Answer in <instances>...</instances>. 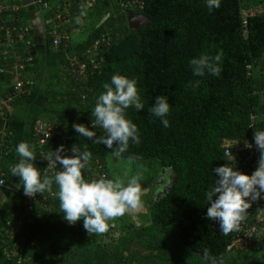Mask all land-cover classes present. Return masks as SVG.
Instances as JSON below:
<instances>
[{
  "label": "trees",
  "instance_id": "trees-1",
  "mask_svg": "<svg viewBox=\"0 0 264 264\" xmlns=\"http://www.w3.org/2000/svg\"><path fill=\"white\" fill-rule=\"evenodd\" d=\"M47 1L51 6L48 17L72 7L74 29L93 21L91 34L97 33V46L80 51L47 79L48 105L34 120L50 122L58 128V135L41 146L33 132L31 145L40 167L44 168L45 157L52 150L63 145V155H71L75 145L92 154L85 178L104 174L115 179L107 161L111 151L80 136L72 125L84 124L96 136L103 134L98 126L91 128L95 123L91 110L102 85L120 73L136 79L144 104L138 112L131 107L126 110L127 118L137 125L141 142H130L122 158L157 162L160 169L175 176V184L163 197L149 200V224L133 228L122 221L118 227L110 220L105 232L95 234L85 231L82 219L72 225L62 219L57 190L37 193L38 202L29 212L24 194H16L0 218V264H18L13 255L3 259L13 241L23 248L20 264H199L206 262L202 256L205 248L212 256H222L227 264L237 252L227 250L234 232H215L212 220L205 217L208 205L204 194L215 180L214 168L227 163L240 169L236 164L246 155L245 143L253 138L252 117L256 116L259 126L264 119V95L258 86L264 75L260 72L264 67V0L252 7L255 0H220V7L211 11L205 0ZM0 6V67L4 69L0 83L8 87L5 96L14 92L11 83L19 76L31 79L26 86L29 93L14 97L11 104L16 106L31 93L36 80L32 75L39 70L41 57L36 47L26 43L31 30L19 0H0ZM129 12L147 16L150 23L130 29ZM52 39L48 38L50 50ZM62 50L60 44L57 51ZM201 53L221 56L218 77L192 76L188 60ZM15 63L24 65L21 74L13 70ZM197 80L195 88L189 85ZM158 95L168 96L167 128L160 118L148 113ZM227 148L232 155L225 154ZM12 157L9 134H0V173ZM156 169L151 179L157 176ZM254 202L247 211L254 210ZM16 212L24 215V221L20 234L11 240L4 228L16 218ZM242 252H258L254 264H263L264 251Z\"/></svg>",
  "mask_w": 264,
  "mask_h": 264
},
{
  "label": "clouds",
  "instance_id": "clouds-1",
  "mask_svg": "<svg viewBox=\"0 0 264 264\" xmlns=\"http://www.w3.org/2000/svg\"><path fill=\"white\" fill-rule=\"evenodd\" d=\"M205 5L211 11L220 7V0H205ZM220 65L219 54L201 53L188 60L193 77H203L206 74L218 77L222 71ZM198 84V80L189 82L193 88ZM102 88L103 91L95 97L91 110V116L95 118L91 128L98 126L103 134L96 136L94 131L80 123H74L72 128L93 143L104 145L111 151L112 157L119 160L128 150L130 142L133 145L141 142L137 125L127 118L126 110L131 107L138 112L144 109V104L138 94L135 78L115 73ZM169 111L168 96L158 95L148 113L151 117L160 118L162 126L167 128L169 120L165 117ZM253 142L260 153L256 169L248 175L227 163L218 166L212 170L215 177L213 185L204 194L208 205L205 217L217 221L220 232L224 234L237 228L242 213L248 209L251 201L264 198V129H255ZM244 146L251 148L253 145L245 143ZM15 151L19 160L11 167L10 173L18 178V188H22L23 194L28 197H34L37 193L52 194L54 183L58 189L55 196L63 213L62 219L69 225L82 219L83 228L88 234L105 232L109 227L108 221L137 211L142 206L139 175H133L126 183L104 174H99L96 178H85L83 173L87 172L92 155L86 148L80 150L74 145L70 149L71 155H63V145L52 150L45 157L48 162L46 168L52 170L51 176L43 177L34 166L35 155L31 144L19 142ZM202 256L207 264H224L222 256L210 255L207 248L203 249Z\"/></svg>",
  "mask_w": 264,
  "mask_h": 264
},
{
  "label": "crops",
  "instance_id": "crops-1",
  "mask_svg": "<svg viewBox=\"0 0 264 264\" xmlns=\"http://www.w3.org/2000/svg\"><path fill=\"white\" fill-rule=\"evenodd\" d=\"M19 2L25 8V23L28 25L29 30H31L26 43L32 44L36 47V50L40 53L41 64L35 75H32L36 80L34 86L31 88L32 90L30 89L31 93L28 94L27 98H21L24 100L16 106L11 104L16 101L14 98L13 100H9V96H5L8 88L7 85L3 82L2 84L0 83V134H9L11 139V149L13 151V157L7 159L6 165L1 167V169L4 170H2L3 177L4 174H7V178H4L5 184L0 187V218L11 204L14 196L19 193L23 194L22 188H18L20 187L18 178L11 175L10 169L19 160L18 154L15 151L16 145L19 142H28L29 144H32L34 119L44 107L48 105L46 100L47 79L54 69L62 65L64 62L74 59L80 51L89 49L90 46L95 50L97 46V33L91 34L93 21L89 20L81 25L78 24V28L74 29L76 19H73V17L69 16L68 18L70 20L66 23L57 20V14L59 11L57 10L58 6L56 7L57 11L53 12L54 15L51 13L49 14V17L47 16V11L50 10L51 7L47 0V7H44L39 0H19ZM64 3H66V0H64ZM62 11L63 13L67 11V15H72L73 12L72 7L70 6ZM108 17L109 14L103 18L102 22ZM72 34H79L80 39L82 38L79 41L77 48L72 44V37L70 38ZM49 37H67V39L62 42V52L57 51L59 47H52V50H50L48 45ZM261 79L262 80L258 82V86H260V91L264 95V75ZM13 83L14 82H12L11 85ZM26 91L28 92L29 89ZM263 126L264 123L261 122L260 129H263ZM33 163L43 177L45 174L40 167L36 156ZM159 188H161V186ZM52 190H58L54 183ZM258 258V252H236L232 254L227 264H239L241 262H245V264H254L255 260Z\"/></svg>",
  "mask_w": 264,
  "mask_h": 264
},
{
  "label": "built area",
  "instance_id": "built-area-1",
  "mask_svg": "<svg viewBox=\"0 0 264 264\" xmlns=\"http://www.w3.org/2000/svg\"><path fill=\"white\" fill-rule=\"evenodd\" d=\"M39 2L44 6L47 7L48 3H46V0H39ZM2 6H0L1 8ZM67 11L65 13L58 12L57 14V20L60 22H69V16L67 15ZM26 31L28 28L25 29ZM245 34H247V31H245ZM65 35V34H64ZM22 37V36H21ZM67 39V37H54L53 38V47L57 48L60 44H62L63 40ZM28 61H32V58H28ZM84 66V65H83ZM250 68V67H249ZM24 69L23 64L15 63L13 66L14 71H19L20 74L22 70ZM4 69L0 67V73H3ZM263 73H264V67H263ZM31 84V79H24L22 77H18L13 84L14 92L9 95L8 99L13 100L14 97L24 93L26 91V86ZM264 117V115H263ZM253 122L250 125V128L252 130V135L254 134L255 129H260L259 123L257 122L256 116H253ZM264 123V119L261 121ZM58 128L51 124L50 122L38 118L36 119L33 127V132L38 138L39 144L41 146L46 145L48 140H50L53 137H56L58 134L57 132ZM253 137V136H252ZM249 144H252L253 146L251 148H245V156H241V160L236 164L240 169L239 171L250 175L257 167V163L259 160V151L257 150L253 138L252 141L249 142ZM226 155H232V151L230 148H227L225 151ZM47 161L45 163V166L43 168V172L45 175L51 176V169L46 168L47 167ZM57 170H59V165H57ZM5 184V179L3 177V173H0V187ZM264 195V194H262ZM38 197L37 194L34 197H28L24 195V207L27 212L33 211L35 208ZM254 210L247 211L245 210L244 213H242V218L238 222L237 228L233 230L234 235L232 241L228 244L227 250L228 251H264V198L258 199L254 202ZM16 218L13 221L8 222V226L4 228V232L6 234V238H9L11 240H15L17 235L20 234L23 221H24V215H22L20 212H16ZM215 232H220L219 224L217 221L212 220ZM23 248L20 246V244L17 241H13L12 248H7L4 251V258L5 260H8L11 255L17 257L18 264H20L23 261ZM264 264V262H263Z\"/></svg>",
  "mask_w": 264,
  "mask_h": 264
},
{
  "label": "rangeland",
  "instance_id": "rangeland-1",
  "mask_svg": "<svg viewBox=\"0 0 264 264\" xmlns=\"http://www.w3.org/2000/svg\"><path fill=\"white\" fill-rule=\"evenodd\" d=\"M259 0H255L251 3V6H257V2ZM82 39V38H81ZM79 34H72V44L74 47H78V43L81 40ZM262 73V71H260ZM259 72V73H260ZM260 78V77H259ZM259 80V79H258ZM108 167L114 173L115 178H119L123 180L125 183L129 178L133 175L140 176V184L142 189L141 201L142 206L134 212L125 213L122 216L116 217L112 219V223H115V226L119 227L120 222L126 221L130 222V227H135L137 224H149L150 223V214H149V200H152L156 193L162 189V186L169 182V172H162L163 168H159L157 162H148V161H139V160H131L127 158H120L119 160L110 156L108 158ZM148 162V163H147ZM153 165V166H152ZM158 167L159 171L157 176L154 179L150 177L154 174ZM156 173V172H155ZM160 174H163L161 178V182L157 185V180ZM161 186V188H159ZM186 251L184 248L182 249ZM151 262H145L144 264H148ZM207 264L206 262H200L199 264ZM239 264H245L239 263Z\"/></svg>",
  "mask_w": 264,
  "mask_h": 264
},
{
  "label": "water",
  "instance_id": "water-1",
  "mask_svg": "<svg viewBox=\"0 0 264 264\" xmlns=\"http://www.w3.org/2000/svg\"><path fill=\"white\" fill-rule=\"evenodd\" d=\"M128 25L130 27V29H139L141 27H143L144 25H147L150 23V19L143 15V14H137V13H134V12H129L128 13ZM162 172H166L165 169L162 170ZM163 174H160L159 177H158V180H157V185H159V183L161 182V178H162ZM169 183L167 185V188L164 189L163 191L160 190V196L158 197L161 198L162 196H164V194L168 193V191L171 189V187L175 184V176L172 174L169 178Z\"/></svg>",
  "mask_w": 264,
  "mask_h": 264
},
{
  "label": "flooded vegetation",
  "instance_id": "flooded-vegetation-1",
  "mask_svg": "<svg viewBox=\"0 0 264 264\" xmlns=\"http://www.w3.org/2000/svg\"><path fill=\"white\" fill-rule=\"evenodd\" d=\"M166 171H167V170H166ZM167 172H168V171H167ZM170 176H171V175H169V177H170ZM168 183H169V182H168ZM168 183H166L165 185L162 186L161 191H163L164 189L167 188ZM160 193H161V192H160V190H159L158 193L155 194V197L158 198V197L160 196ZM161 195H162V193H161ZM164 195H165V194H164ZM162 197H163V196H162Z\"/></svg>",
  "mask_w": 264,
  "mask_h": 264
}]
</instances>
